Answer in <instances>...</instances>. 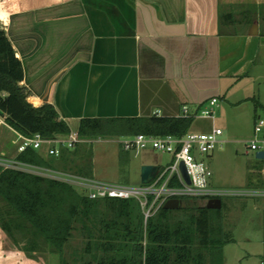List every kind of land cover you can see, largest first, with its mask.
<instances>
[{
    "label": "crops",
    "instance_id": "1",
    "mask_svg": "<svg viewBox=\"0 0 264 264\" xmlns=\"http://www.w3.org/2000/svg\"><path fill=\"white\" fill-rule=\"evenodd\" d=\"M114 1L0 0V29L22 63L29 103L53 105L70 133L81 118L176 116L213 96L222 110L252 111L254 125L262 118L264 0H127L123 10ZM214 118L193 121L209 131L219 127ZM22 136L0 114V156L14 158ZM54 147L66 148L49 141L37 149L51 160L47 170L71 173L85 158L70 154L76 144L60 157L48 154ZM252 170L263 183L264 159ZM36 253L0 228V264H37Z\"/></svg>",
    "mask_w": 264,
    "mask_h": 264
},
{
    "label": "trees",
    "instance_id": "2",
    "mask_svg": "<svg viewBox=\"0 0 264 264\" xmlns=\"http://www.w3.org/2000/svg\"><path fill=\"white\" fill-rule=\"evenodd\" d=\"M22 79V63L0 29V114L5 122L25 137L39 133L51 140L69 135L68 123L53 105L35 107L27 101L25 89L19 85ZM192 122V117L156 114L81 118L76 132L80 139L138 133L182 136ZM77 147L70 154L79 152ZM64 150L57 157L64 156ZM84 154L71 173L93 177L91 156ZM14 159L53 168L50 158L31 146ZM221 199V208L209 209L196 198H183L179 208L160 207L145 223L135 198H91L67 181L0 165V228L26 253L48 248L59 254L60 264H67L64 248L78 229L87 233L89 259L82 264H223L222 247L233 238L224 229L227 204Z\"/></svg>",
    "mask_w": 264,
    "mask_h": 264
},
{
    "label": "rangeland",
    "instance_id": "3",
    "mask_svg": "<svg viewBox=\"0 0 264 264\" xmlns=\"http://www.w3.org/2000/svg\"><path fill=\"white\" fill-rule=\"evenodd\" d=\"M206 105L205 103L203 107ZM248 106L252 110L250 104ZM222 108V103L218 101L214 120L223 131L220 137L224 142L216 146L209 162L212 170L210 179L212 186L246 192L252 188L246 184L264 185V182L256 180L257 172L252 170L259 162L255 157L256 150L247 148L249 142L256 138L260 148L264 149V143L261 142L264 127L261 132H254L252 111H249V114L243 113L244 111H234L228 105L224 106L225 110ZM261 119L264 120V112ZM203 122L202 119H195L191 131H204L200 126ZM71 130L76 131L73 123ZM121 139L122 137L99 136L82 139L76 143L79 151L90 154L93 176L97 180L120 185H139L140 168L143 163L167 165L172 160L170 153L151 147L142 149L136 156L132 153H121ZM29 171L58 178L56 173L43 169L35 168ZM258 189L261 192L253 195L241 193L222 197L227 204L224 209V229L231 232L233 238V241L222 247L223 264H264V193H262L264 186ZM198 201L200 204H205L203 200ZM86 234L85 230L73 231L63 252L67 264H82L84 260L89 259V255L85 252ZM17 237L19 239L18 235ZM32 259L37 264H60L59 254L49 251L48 248L37 252Z\"/></svg>",
    "mask_w": 264,
    "mask_h": 264
},
{
    "label": "built area",
    "instance_id": "4",
    "mask_svg": "<svg viewBox=\"0 0 264 264\" xmlns=\"http://www.w3.org/2000/svg\"><path fill=\"white\" fill-rule=\"evenodd\" d=\"M206 106H201L196 111L191 112L186 104L181 107L178 114L183 117H203L212 118L215 115V107L218 103L216 96L210 97L205 102ZM158 115V114H156ZM264 126V120L258 118L254 125V132L259 133ZM222 129L212 127L209 131H188L182 136L166 134L163 136H152L144 133H138L132 136H125L120 140L122 150L133 155H138L142 149L151 147L155 150L168 152L172 155V160L167 165H158V171L154 178L148 183L139 185H120L99 181L94 177H83L73 173L47 170L45 168L34 167L25 163H20L14 158L3 159L0 157V165L25 171L43 169L57 174V179L64 180L72 184L81 192L91 198L95 197H119L135 198L138 200L143 212L144 222L155 214L163 204L172 198H196L203 200L204 203L211 198H222L230 194H257L258 188H249L250 191L238 192L239 190H227L217 188L211 185L210 179L212 170L207 162L208 155L222 141L220 135ZM81 140L77 132L70 133L67 139L46 140L39 133L31 137L22 136V143L18 151L31 146L38 149L43 142L54 141L61 147L73 148ZM264 143V138L261 140ZM249 150L261 149L258 139H252L247 145ZM48 154L55 157L59 156L60 148L54 147L48 149ZM183 162L189 177L187 182L179 168V163ZM30 172V171H29ZM264 193V191L262 192Z\"/></svg>",
    "mask_w": 264,
    "mask_h": 264
},
{
    "label": "water",
    "instance_id": "5",
    "mask_svg": "<svg viewBox=\"0 0 264 264\" xmlns=\"http://www.w3.org/2000/svg\"><path fill=\"white\" fill-rule=\"evenodd\" d=\"M114 5L119 9L123 10L125 7V3L127 0H115ZM134 10V9H133ZM255 157L257 159H264V149H259L255 153ZM159 166L157 164H143L140 168V183H148L150 182L158 171ZM179 168L182 173L184 179L189 182V177L183 162L179 163ZM182 205V201L180 199L172 198L168 199L164 204V209H177ZM206 207L209 209H219L222 206V199L219 197L211 198L206 202Z\"/></svg>",
    "mask_w": 264,
    "mask_h": 264
}]
</instances>
